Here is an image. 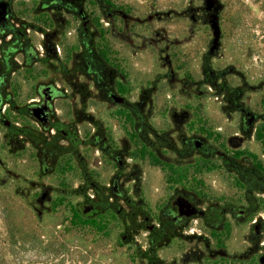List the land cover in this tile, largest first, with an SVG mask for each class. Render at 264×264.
Returning a JSON list of instances; mask_svg holds the SVG:
<instances>
[{"label": "rangeland", "instance_id": "rangeland-1", "mask_svg": "<svg viewBox=\"0 0 264 264\" xmlns=\"http://www.w3.org/2000/svg\"><path fill=\"white\" fill-rule=\"evenodd\" d=\"M205 4L213 6L208 9ZM110 5L118 9H114L117 16L113 20L107 16ZM18 7L25 15V3ZM83 7L90 18V30L96 31L92 43L95 53L106 61L107 55L118 49L127 66L131 101L145 98V109L151 111L155 122L160 119L162 127L168 118L165 111H176L179 130L199 128L218 148L223 140L241 133L239 113L231 99L264 114V0H84ZM77 23L66 30L76 28ZM73 44L74 37L64 34L60 56L65 57ZM79 45L77 42L74 47L78 50ZM72 72L66 59L65 65L52 61L33 69L34 75L54 78L59 89L53 102L55 115L66 124L73 121L79 138H90L95 121L118 137L126 127L118 126L122 118L113 116L112 108L123 107L104 98L92 99L88 80L84 85L73 84L78 75L89 79L85 66L80 65L77 74ZM33 74L20 73L5 89L22 108L39 85ZM3 107L4 117L13 125L25 132L35 126L13 105ZM95 109L98 115H94ZM183 118L187 120L182 123ZM255 126L256 138H246L245 145L264 170V122L257 118ZM13 133L0 120V244L25 243L28 249L19 256L23 264H259L264 253L261 195L257 197L260 227L256 244L245 242L249 233L256 235L245 225L229 226L218 233L197 227L212 247L224 249L228 257L203 253L189 259L192 247L200 244L197 249L204 252V242L196 231L194 236L189 229H181L154 246L148 230L131 222L130 208L124 207L125 214L117 215L103 192L85 181L77 160L66 151V143L60 142L56 163H48L53 170L44 172L39 151L28 136ZM78 150L89 157L92 148L80 144ZM138 150L139 144L134 143L122 182L137 209L157 215L167 198L164 178ZM89 168L99 188L106 185L114 170L110 160L101 169ZM203 177L207 179L203 181L206 202L221 204L229 198L232 190L220 170L209 168ZM43 192L47 196L40 202ZM83 204L95 207L84 213ZM136 219L139 217L134 216L133 221ZM250 246L255 248L254 254ZM5 256L13 258L11 252L6 251Z\"/></svg>", "mask_w": 264, "mask_h": 264}, {"label": "flooded vegetation", "instance_id": "flooded-vegetation-1", "mask_svg": "<svg viewBox=\"0 0 264 264\" xmlns=\"http://www.w3.org/2000/svg\"><path fill=\"white\" fill-rule=\"evenodd\" d=\"M22 1L26 5L25 15L24 12L19 13L22 7L19 8L18 5ZM83 1L0 0V120L3 123L8 120L3 115L6 111L3 106L9 104L13 105L16 112L35 123L24 134L39 151L38 158L44 172L53 170V165L49 166L48 163H56L58 149L62 147L60 142L66 143V151L77 160L85 181L95 191L100 189L103 192V196L107 197V204L115 209L117 215L125 214L124 207L130 208L131 222L137 223L138 228L145 227L148 230L150 243L154 246L157 241L171 238L184 228L189 229L192 234L197 227L209 228L218 233L226 227L238 228L242 225L256 232L254 236L247 234L248 240L245 242L256 244L260 227L257 197H264V170L259 166L253 150L245 143L246 138H256L255 121L260 118L264 122V114H257L236 99H231L239 113L241 133L238 137L223 140L218 148L208 141L209 135L199 128L185 126L179 130L176 111H165L168 118L164 120L162 127L160 119L155 122L151 118V111L145 109V98L140 102L131 101L127 66L123 61L124 56L117 54L118 49L109 53L106 61L95 53L92 43L96 31L89 28L90 18L83 7ZM205 5L208 9L213 6ZM110 7L107 16L113 20L117 16L114 12L118 9L113 5ZM76 21V28L66 30L67 26ZM64 34L74 37V46L77 42L80 44L78 50L71 46L65 57L59 54V44L63 41ZM121 45L124 46L125 43ZM65 59L72 67V75L77 74V68L81 65L85 66V72L89 76L86 79L78 75L73 84L79 82L84 85L88 80L92 99L104 98L123 107L119 110L112 108V115L122 118L118 126L123 124L126 127L121 134L117 133L118 137L112 131L104 129L100 121H95L90 138H79L73 121L66 124L55 115L53 102L59 93L56 81L50 76L34 75L33 69L52 61L65 65ZM25 72L33 74L39 85L35 96L27 99V104L22 108L14 103L5 89L19 78L20 73ZM114 95L121 100L115 101ZM93 113L98 115V109L93 110ZM186 120L183 118L181 122ZM7 127L14 130L15 134L23 130L11 122ZM34 127L42 129V132L39 133L38 128ZM44 134L49 137L45 138ZM134 143L139 144V154L147 157L148 162H152L164 178L167 198L157 215L137 209L134 199L129 196L122 182L126 161ZM80 144L92 148L89 157L78 150ZM213 156L219 157L220 161ZM109 160L114 170L106 185L99 188L91 178L89 167L101 169ZM209 168L220 170L225 183L232 190L229 198L222 199L221 204H209L204 199L203 181L207 179L203 177V173ZM118 201L123 204L118 205ZM141 202L142 200L139 203ZM84 205L93 206L88 212L95 207L94 204H83L81 209ZM134 216L139 217V220L133 221ZM197 236H201L204 242L203 248L201 246L204 252L197 249L200 244L192 247L187 256L189 259L200 258L203 253L228 257L224 249L212 247L208 238H204L201 233L197 232ZM250 252L254 254L255 248L250 246ZM263 255L264 253L259 256V264H264L260 262Z\"/></svg>", "mask_w": 264, "mask_h": 264}, {"label": "trees", "instance_id": "trees-1", "mask_svg": "<svg viewBox=\"0 0 264 264\" xmlns=\"http://www.w3.org/2000/svg\"><path fill=\"white\" fill-rule=\"evenodd\" d=\"M21 133H26L24 130H20ZM36 240V238H34ZM28 247L25 243L17 244V243H8L4 242L3 244H0V264H23L20 260V251L27 250ZM7 252H11L13 258L8 259L5 255Z\"/></svg>", "mask_w": 264, "mask_h": 264}, {"label": "water", "instance_id": "water-1", "mask_svg": "<svg viewBox=\"0 0 264 264\" xmlns=\"http://www.w3.org/2000/svg\"><path fill=\"white\" fill-rule=\"evenodd\" d=\"M212 1L213 0H206V2L207 3H212ZM114 99H115V101H120L121 100V98H118V97H116L115 95H114ZM4 124L6 125V126H8L9 124H10V122L8 121V120H6L5 122H4ZM46 196H47V192H43L42 194H41V196H40V202H42L45 198H46ZM92 205H84L83 206V208H82V211L84 212V213H87L88 211H90V209H92ZM260 262L261 263H264V255L262 256V257H260Z\"/></svg>", "mask_w": 264, "mask_h": 264}]
</instances>
